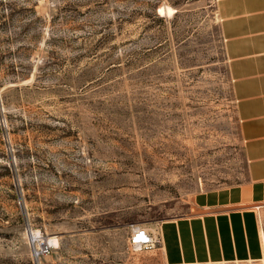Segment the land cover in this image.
Wrapping results in <instances>:
<instances>
[{
    "label": "rangeland",
    "instance_id": "rangeland-1",
    "mask_svg": "<svg viewBox=\"0 0 264 264\" xmlns=\"http://www.w3.org/2000/svg\"><path fill=\"white\" fill-rule=\"evenodd\" d=\"M245 176L215 0H0V264H163L130 225Z\"/></svg>",
    "mask_w": 264,
    "mask_h": 264
},
{
    "label": "crops",
    "instance_id": "crops-1",
    "mask_svg": "<svg viewBox=\"0 0 264 264\" xmlns=\"http://www.w3.org/2000/svg\"><path fill=\"white\" fill-rule=\"evenodd\" d=\"M246 176L147 229L163 264H264V0H215Z\"/></svg>",
    "mask_w": 264,
    "mask_h": 264
},
{
    "label": "built area",
    "instance_id": "built-area-1",
    "mask_svg": "<svg viewBox=\"0 0 264 264\" xmlns=\"http://www.w3.org/2000/svg\"><path fill=\"white\" fill-rule=\"evenodd\" d=\"M129 243L135 250H149L157 245L158 239L153 231L139 224L130 225ZM50 245L44 242L40 247L34 249L35 257L49 252Z\"/></svg>",
    "mask_w": 264,
    "mask_h": 264
},
{
    "label": "bare ground",
    "instance_id": "bare-ground-1",
    "mask_svg": "<svg viewBox=\"0 0 264 264\" xmlns=\"http://www.w3.org/2000/svg\"><path fill=\"white\" fill-rule=\"evenodd\" d=\"M171 11V10H170ZM31 235L33 236V237H36L37 236V232L36 231H32L31 232ZM46 244H49V245H51V244H56L57 243V239L55 238V237H50V238H46ZM58 244V243H57ZM56 244V245H57Z\"/></svg>",
    "mask_w": 264,
    "mask_h": 264
}]
</instances>
